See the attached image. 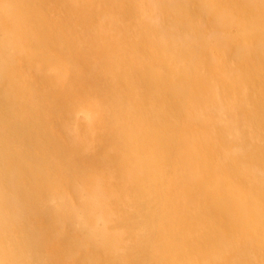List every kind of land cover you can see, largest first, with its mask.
I'll return each instance as SVG.
<instances>
[{"label": "bare ground", "instance_id": "obj_1", "mask_svg": "<svg viewBox=\"0 0 264 264\" xmlns=\"http://www.w3.org/2000/svg\"><path fill=\"white\" fill-rule=\"evenodd\" d=\"M0 264H264V0H0Z\"/></svg>", "mask_w": 264, "mask_h": 264}]
</instances>
